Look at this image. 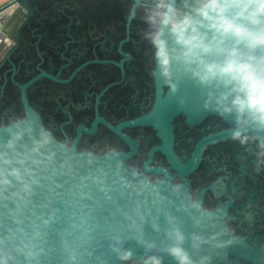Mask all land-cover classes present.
Wrapping results in <instances>:
<instances>
[{"label":"flooded vegetation","instance_id":"flooded-vegetation-1","mask_svg":"<svg viewBox=\"0 0 264 264\" xmlns=\"http://www.w3.org/2000/svg\"><path fill=\"white\" fill-rule=\"evenodd\" d=\"M13 5L26 14L0 51V112L14 108L25 116L20 85L40 75L25 92L58 140L94 154L129 153L124 161L151 181L167 176L156 170L163 167L202 201L207 211L194 213L200 232L219 244L228 242L225 234L231 232L244 243L226 264H264V165L257 168L254 145L242 148L230 135L201 145L232 125L217 114L191 123L179 113L172 120L175 166L159 148L164 140L157 129L128 123L152 108L157 89L141 37L144 22L139 16L128 19L133 2L17 0Z\"/></svg>","mask_w":264,"mask_h":264},{"label":"water","instance_id":"water-1","mask_svg":"<svg viewBox=\"0 0 264 264\" xmlns=\"http://www.w3.org/2000/svg\"><path fill=\"white\" fill-rule=\"evenodd\" d=\"M15 1L1 6L0 14ZM154 75L157 89L152 108L128 123L157 129L164 140L159 148L176 166L173 118L184 113L193 123L209 114H219L204 110L201 89L186 76L177 75L178 91L172 94L155 69ZM39 76L20 85L25 116L30 118L31 125L26 130L25 142L13 153L14 161H24L17 166L30 183L31 191H24L14 179L10 185L0 186V239L30 255L28 260L20 256V264H67L69 254L77 256L78 264H120L112 251L116 236L124 239L125 247L133 249L137 258L142 257L144 250L133 238L140 235L138 229L143 228L146 239L158 245L164 242L163 231L154 232L142 217L152 224L159 223L163 229L169 214L178 218L187 235L211 238L200 252L211 257V264H226L225 259L241 252L244 243L231 232L225 234L231 242L220 247L212 240V234L200 232L194 219L196 210L186 207L183 193L170 185V174L163 167L156 170H163L167 176L151 181L143 171L124 161L129 153L112 150L94 154L58 140L45 128L25 92ZM223 119L233 128L231 118ZM232 128L206 137L201 145L230 135ZM7 137L8 132L0 131V148ZM129 217L137 221L136 230ZM164 263L173 264L167 256Z\"/></svg>","mask_w":264,"mask_h":264},{"label":"clouds","instance_id":"clouds-1","mask_svg":"<svg viewBox=\"0 0 264 264\" xmlns=\"http://www.w3.org/2000/svg\"><path fill=\"white\" fill-rule=\"evenodd\" d=\"M137 16L145 25L141 37L152 67L170 92L178 91L177 75L192 80L202 91L204 110L231 118L230 139L242 148L254 145L256 166L264 165V0H134L128 19ZM30 125V118L17 115L14 108L0 112V131L8 132L0 148V186L14 179L24 191H31L17 166L24 161L13 159ZM48 136L51 140L50 132ZM169 183L183 193L186 207L207 211L199 197L186 189L185 181L169 178ZM128 219L136 230L137 221ZM142 219L154 232L163 231L164 242L158 245L144 237L143 228L138 229L140 235L133 238L144 254L137 258L124 239L113 237L112 251L120 264H164L165 256L173 264H211L210 256L200 254L209 239L187 235L177 217L167 215L163 229ZM22 255L30 259L19 247L0 239V264H20ZM67 264H78L77 256L69 254Z\"/></svg>","mask_w":264,"mask_h":264},{"label":"crops","instance_id":"crops-1","mask_svg":"<svg viewBox=\"0 0 264 264\" xmlns=\"http://www.w3.org/2000/svg\"><path fill=\"white\" fill-rule=\"evenodd\" d=\"M11 0H0V7L10 2ZM26 14L25 10H21L16 6H10L5 11L0 14V23L7 33H10L12 29L15 28L17 23L24 17Z\"/></svg>","mask_w":264,"mask_h":264},{"label":"built area","instance_id":"built-area-1","mask_svg":"<svg viewBox=\"0 0 264 264\" xmlns=\"http://www.w3.org/2000/svg\"><path fill=\"white\" fill-rule=\"evenodd\" d=\"M9 41V36L6 30L3 28L0 23V50L4 49Z\"/></svg>","mask_w":264,"mask_h":264},{"label":"rangeland","instance_id":"rangeland-1","mask_svg":"<svg viewBox=\"0 0 264 264\" xmlns=\"http://www.w3.org/2000/svg\"><path fill=\"white\" fill-rule=\"evenodd\" d=\"M1 51V50H0Z\"/></svg>","mask_w":264,"mask_h":264}]
</instances>
